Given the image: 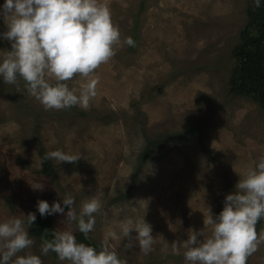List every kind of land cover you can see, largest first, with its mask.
Here are the masks:
<instances>
[{
	"label": "rangeland",
	"instance_id": "obj_1",
	"mask_svg": "<svg viewBox=\"0 0 264 264\" xmlns=\"http://www.w3.org/2000/svg\"><path fill=\"white\" fill-rule=\"evenodd\" d=\"M248 1L103 0L120 44L90 77L99 83L86 109L45 110L22 79L0 78V220L37 215L38 200L59 201L66 213L62 198L69 194L78 212L95 196L102 207L87 238L64 223V214L49 216L55 230L70 229L78 242L99 249L109 225L144 217L154 236L149 254L138 245L126 248V238L109 239V249L127 264H185L184 249L177 254L174 242L191 230L211 235L203 214L210 208L217 215L239 178L264 156V109L229 85ZM6 30L0 17V33ZM129 36L134 47L123 44ZM10 49L0 40V59ZM66 83L79 90L84 80L76 75ZM57 149L81 158L51 160L53 171L44 173L41 152ZM30 235L34 244L25 251L41 255L42 239ZM41 259L68 264L51 251ZM247 264H264V242Z\"/></svg>",
	"mask_w": 264,
	"mask_h": 264
},
{
	"label": "clouds",
	"instance_id": "obj_2",
	"mask_svg": "<svg viewBox=\"0 0 264 264\" xmlns=\"http://www.w3.org/2000/svg\"><path fill=\"white\" fill-rule=\"evenodd\" d=\"M261 2L253 0L256 8ZM0 17L7 27L0 33V40L11 44L0 59V78L7 84H17L22 79L28 93L45 110L88 108L97 95L99 83L98 78L90 77L115 56L114 46L120 44V30L113 23L108 5L103 0H4ZM135 43L130 36L123 40L130 47ZM76 75L84 80L79 90L69 88L66 83ZM50 142L55 143V138ZM80 158L79 154L57 149L45 153L43 160L63 164L75 163ZM62 204L67 206L66 213L59 201L50 205L46 200H38L36 209L41 217L64 214V223H74L87 238L94 230L95 214L102 207L100 199L93 196L84 200L78 212L72 195L62 198ZM203 215L205 227L211 226V235L205 237L204 229L191 230L187 239L174 242L177 254L180 247L184 249L185 264H247L264 242V231L256 230L258 222L264 219V156L239 178L235 191L225 196L217 215L210 208ZM35 221V212L0 220V264H43L41 255L50 251L68 264H127L109 249V239L126 238V248L138 245L145 255L153 250L152 226L143 217L109 225L104 233L105 244L99 249L78 242L70 229L55 231L51 239L42 238L41 255H36L25 251L34 244L29 229Z\"/></svg>",
	"mask_w": 264,
	"mask_h": 264
},
{
	"label": "trees",
	"instance_id": "obj_3",
	"mask_svg": "<svg viewBox=\"0 0 264 264\" xmlns=\"http://www.w3.org/2000/svg\"><path fill=\"white\" fill-rule=\"evenodd\" d=\"M247 4V20L240 30L239 42L232 49L235 66L229 85L232 93L250 97L264 109V0L259 8L255 7L253 0ZM44 155L42 151V170L44 173H51V160H43ZM258 225L260 222L256 225V230ZM55 231L51 217H41L38 212L30 233L40 239H51Z\"/></svg>",
	"mask_w": 264,
	"mask_h": 264
}]
</instances>
